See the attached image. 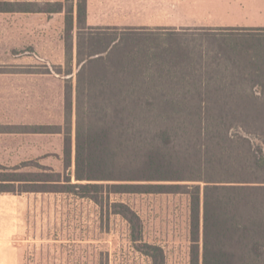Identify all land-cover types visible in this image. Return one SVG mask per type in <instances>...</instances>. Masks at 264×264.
<instances>
[{"label": "trees", "instance_id": "obj_1", "mask_svg": "<svg viewBox=\"0 0 264 264\" xmlns=\"http://www.w3.org/2000/svg\"><path fill=\"white\" fill-rule=\"evenodd\" d=\"M63 7L62 2L46 3L37 10L56 13ZM20 9L19 3L0 1V11ZM81 21L80 30L102 29L86 26L85 0H78ZM74 28V14H67V39ZM109 48L79 58L75 109L72 86L66 89L65 128L57 132L65 136V168L75 165L76 182L72 175L56 178L60 173L50 167L34 174L21 166L0 165V193L70 192L98 200L103 192H181L187 187L194 264H200L205 183L202 264H264V119L249 114L264 100V72H221L230 82L253 83L251 88L182 86L173 75L190 78L195 72L167 68L156 60L162 54L147 62L128 55L117 59L114 68ZM227 94L230 101L216 99ZM247 98L254 105L244 102ZM170 109L177 113H168ZM46 128L37 126L33 132L50 133ZM183 181L197 184L175 183ZM121 206L135 232L138 216L126 204ZM143 246L153 264H165L160 246Z\"/></svg>", "mask_w": 264, "mask_h": 264}, {"label": "rangeland", "instance_id": "obj_2", "mask_svg": "<svg viewBox=\"0 0 264 264\" xmlns=\"http://www.w3.org/2000/svg\"><path fill=\"white\" fill-rule=\"evenodd\" d=\"M59 2L64 6L61 11L64 22L59 27L56 23L51 32L43 25L42 48L36 60L24 53L31 48L22 47L18 26L13 24L14 15L10 36L3 35L4 22L0 15V165L21 166L24 172L34 174L41 172L42 166L50 167L60 173L56 178L72 175L73 182H76L75 165L65 168V136L57 131L65 128L68 86H72L76 108L80 57L111 47L109 65L114 68L119 66L117 59L128 55L147 62L158 54L162 55L157 57V62H164L162 64L171 70L202 59L224 66L228 63L226 56L230 55V46L242 43V35L250 32L229 28L164 32L120 28L80 30L84 27L81 21L75 42V30L67 39L66 16L74 14L76 0ZM46 3L49 2L41 5ZM257 32L264 34V29ZM90 35L95 39H88ZM115 40L117 45H113ZM50 48L56 54L53 58L48 56ZM202 55L205 57H200ZM71 70L73 74L69 75ZM182 75H173L181 85L230 88V77L220 71L195 72L190 78ZM229 95L216 99L230 101ZM260 101L256 103L257 109L249 114L264 119V101L262 104ZM244 102L254 105L252 98ZM167 112L177 113L171 109ZM42 125L51 132H33ZM75 133L74 110V147ZM204 185L201 183L200 264L203 263ZM191 200L187 187L181 192H103L98 200L70 192L0 193V264H153L144 243L160 246L164 250L165 264H194ZM122 203L138 216L135 232L122 213Z\"/></svg>", "mask_w": 264, "mask_h": 264}, {"label": "crops", "instance_id": "obj_3", "mask_svg": "<svg viewBox=\"0 0 264 264\" xmlns=\"http://www.w3.org/2000/svg\"><path fill=\"white\" fill-rule=\"evenodd\" d=\"M0 1L20 4L21 9L18 11H0L4 22L3 35H11L12 15H14L13 24L18 26L22 47L31 48L24 53L28 55L27 57H33L36 60L37 54L41 53L43 25L46 24L51 32L56 23L59 27L62 21L64 22L63 12L49 13L37 10V8L43 2L54 3L62 0ZM74 17V34L75 42H77L78 0L75 2ZM85 24L92 28L162 32L195 28L247 30L250 32L242 35V43L230 46V55L226 56L228 63L224 66H221L219 62L213 65L202 59L195 61L194 64L187 63L188 68H183L187 65L182 64V68L174 70L200 73L264 72V34L255 31L264 29V0H85ZM53 51V48H50L48 53L50 58L56 55ZM10 57L8 53V61ZM230 87L251 88L253 83L230 82ZM263 101L260 103L262 104Z\"/></svg>", "mask_w": 264, "mask_h": 264}]
</instances>
